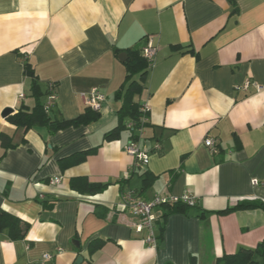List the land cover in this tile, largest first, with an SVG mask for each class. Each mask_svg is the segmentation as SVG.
I'll list each match as a JSON object with an SVG mask.
<instances>
[{"label":"crops","instance_id":"0c3cea01","mask_svg":"<svg viewBox=\"0 0 264 264\" xmlns=\"http://www.w3.org/2000/svg\"><path fill=\"white\" fill-rule=\"evenodd\" d=\"M149 38L158 51L134 101L150 108L140 136L150 161L137 166L124 149L129 131L113 141L104 135L118 125V94L140 78L128 79L129 52L143 58ZM25 64L42 105L56 85L53 120L78 118L95 90L104 96L100 119L54 134L12 124L9 117L36 105ZM248 81L261 90H243ZM6 109L12 113L4 117ZM2 134L15 147L0 146V210L30 229L20 241L0 232V264H77L80 257L79 264H216L254 249L264 240V211L217 212L264 201V0H0ZM97 147L85 162L61 168V160ZM147 175L153 182L144 190ZM78 177L108 187L81 194L71 188ZM130 191L145 200L189 194L197 206L160 216L157 236L161 226L164 232L153 248L125 207ZM97 240L105 243L91 253Z\"/></svg>","mask_w":264,"mask_h":264},{"label":"trees","instance_id":"16d2710c","mask_svg":"<svg viewBox=\"0 0 264 264\" xmlns=\"http://www.w3.org/2000/svg\"><path fill=\"white\" fill-rule=\"evenodd\" d=\"M129 55L130 58L126 62L130 74L128 79L133 78L135 75H139L140 78L139 81H132L118 94V99H121L123 102L121 109L118 111V125L104 135L105 141L119 139L121 132L127 130L128 122L133 121L138 126V122L142 117L140 112L141 107L134 101V98L137 95H141L144 90L143 84L145 83L148 76V64L144 58L137 54V52L131 51L129 52ZM24 69L25 73L33 79L32 91L33 96L36 98V105L32 109L27 107L22 108L17 114L9 117V121L18 128L29 130L36 126H46L48 127L50 134H54L69 127L88 125L100 119V113L98 111L95 112L91 108H88L83 114L74 120H53L50 114H47L44 111V105H42L40 102L41 94L34 71L29 64H25ZM147 125L148 123L145 124L144 128H146ZM132 137L137 138L136 135H132ZM0 146L6 151L15 147V145L12 144L11 138L3 134L0 137ZM97 150L98 147L92 150L77 153L69 158L61 160L60 166L62 169H66L79 165L85 162L89 156L95 154ZM152 182L153 178H150V176L147 175V177L144 179L143 189H148ZM107 187V184H92L87 178L84 177L73 178L71 180V188L81 194L96 195L102 193ZM50 208L51 206L45 204V209ZM191 209L193 208L188 207L182 202H178L173 205H166L161 208V217L164 221H166L167 217L171 214L184 213L188 215ZM255 209L264 211V201L259 199L240 201L236 205L228 207L226 210L217 213L226 214L236 211ZM201 216L203 217L204 214L202 213ZM29 229V223L24 222L19 217L14 216L4 210H0V232H7L11 240H24ZM163 232L164 226H161L159 234L160 236L158 237L160 241H162ZM104 243L105 242L101 240L92 242L89 248L90 252L95 253L96 251L100 250ZM260 261H264V240L254 249L242 248L235 254H225L217 260L216 264H260Z\"/></svg>","mask_w":264,"mask_h":264},{"label":"built area","instance_id":"2783aa9c","mask_svg":"<svg viewBox=\"0 0 264 264\" xmlns=\"http://www.w3.org/2000/svg\"><path fill=\"white\" fill-rule=\"evenodd\" d=\"M157 51L158 48L155 46L153 39L149 38L146 46L142 49L143 58L146 60L149 66L153 65ZM252 86L255 87L257 91L261 90L257 84L251 81L246 82L242 89L247 91ZM238 89H241V87ZM20 97L24 98V95L22 94ZM56 100V85L51 83L49 85L47 101L44 104V111L47 114L51 113L52 107L55 105ZM103 102L104 96L96 90L86 97L87 106L94 111H99ZM140 112L142 117L138 122V126L133 121L127 123V130L132 135H136L137 138L131 137L124 149L128 155L134 157L137 166H146L150 161V152L140 146V136L144 130L145 124L148 123L150 108L147 105L141 106ZM205 145L213 154L217 153L216 142L213 139H207L205 141ZM156 149L160 150V147H156ZM60 180V178H55L52 180V183L58 184ZM259 183L260 182L258 180H253L254 185ZM178 202H182L191 208H195L197 206V199L189 194H186L182 197L155 195L151 199L145 200L137 197L134 192L130 191L124 196L125 207L129 210L131 216L137 220L136 224L134 225L135 231L140 234L146 232L147 235L144 238V241L153 248H158L160 246V241L157 236V221L162 214L161 208L163 206L173 205ZM44 259L50 260L52 259V256L46 254Z\"/></svg>","mask_w":264,"mask_h":264},{"label":"water","instance_id":"95a60500","mask_svg":"<svg viewBox=\"0 0 264 264\" xmlns=\"http://www.w3.org/2000/svg\"><path fill=\"white\" fill-rule=\"evenodd\" d=\"M125 57H126V54H122V55L120 56L122 62L124 61V58H125ZM10 113H12V110H11V109H6V110L4 111V113H3V116L6 117V116L9 115ZM80 262H82V258H81V257L78 258V260H77V264H79Z\"/></svg>","mask_w":264,"mask_h":264}]
</instances>
